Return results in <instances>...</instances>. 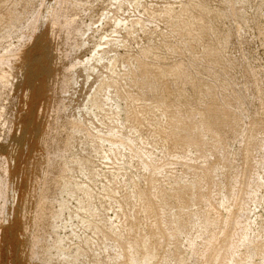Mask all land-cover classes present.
<instances>
[{
	"label": "rangeland",
	"instance_id": "obj_1",
	"mask_svg": "<svg viewBox=\"0 0 264 264\" xmlns=\"http://www.w3.org/2000/svg\"><path fill=\"white\" fill-rule=\"evenodd\" d=\"M1 57L0 264H264V0H0Z\"/></svg>",
	"mask_w": 264,
	"mask_h": 264
},
{
	"label": "bare ground",
	"instance_id": "obj_2",
	"mask_svg": "<svg viewBox=\"0 0 264 264\" xmlns=\"http://www.w3.org/2000/svg\"><path fill=\"white\" fill-rule=\"evenodd\" d=\"M65 10L62 11L61 15L55 17L53 24L55 25L58 22H60L59 21L60 18L65 19V28L68 30L69 35L75 34L76 37L80 39V41H79V39H75V43H74L75 47L82 48L83 46L86 45L85 41H84V38H85L84 36L86 35L87 31L90 30V27L88 25L80 22V20L78 21L71 14L69 15V13H68L69 9H67L68 11H65ZM101 47H102V45H98L96 47V49L94 50L93 54L91 56H89L88 58H85V59L83 58V60H80L77 62H70L69 67L66 68V70H65L66 74H64L65 76L63 77L62 83H61V91L63 93L68 94L69 92H71V90L73 91L78 86V84L80 83L79 78L74 74L76 67L82 66L86 70L91 69L93 71L94 68L92 67V63L93 62L99 63L100 61H102L104 59L103 54H100V51L102 50ZM48 55H49V53H48ZM46 57H47V55H46ZM48 63H50V62H48ZM6 64H7L6 61H4L1 57L0 58V69L2 66L6 65ZM9 83H10V76L8 75V73L1 71L0 72V84H1V86L3 85L4 87H6V85ZM64 108H65V106L62 104V106L59 107V111H62ZM69 125H70L72 130L77 129V127H78V123L76 121L70 122ZM69 173H70V170H69V167L67 164H64L62 167L59 168V176L61 178L60 189H61L62 193L63 192L65 193V191L69 190L68 189L70 186L69 181L71 180ZM54 191H55V188H53V186L49 184V185L45 186L42 189L41 193L39 194L37 211L35 212L36 215L34 217V220H35L34 225L36 226L37 231L34 235V239L32 240V241H34L33 244H35V245L36 244L38 245V243H40L41 241H44V240H48L49 245H51L50 247H53V246L55 247V244L57 243L56 239H55V241H53L55 236H56L57 231H56L55 225L53 224V222H51V219L54 218L56 215L60 214V209L57 210V208H52L47 203L48 197ZM1 199H5V198L2 197V192L0 191V200ZM3 203H5V200L3 201ZM2 207L4 208L5 204ZM0 211H1V207H0ZM52 238H53V240H52ZM52 243H53V246H52ZM230 249L232 251L233 246H231Z\"/></svg>",
	"mask_w": 264,
	"mask_h": 264
}]
</instances>
